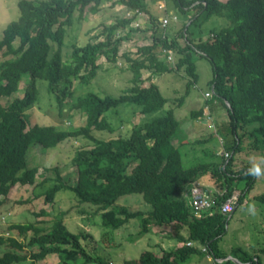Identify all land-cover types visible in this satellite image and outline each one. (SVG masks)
Returning <instances> with one entry per match:
<instances>
[{
	"label": "trees",
	"instance_id": "obj_1",
	"mask_svg": "<svg viewBox=\"0 0 264 264\" xmlns=\"http://www.w3.org/2000/svg\"><path fill=\"white\" fill-rule=\"evenodd\" d=\"M107 1L124 5L133 15L105 25L97 34L103 39L73 44L69 57H65V38L76 11L81 18L87 8L98 12ZM173 1L186 13L187 20L175 34L166 31L160 36L155 35L159 26L164 31L170 28L171 20L179 18L176 14L155 16L148 0L19 1L20 15L6 26L0 39V99L14 96L21 82L27 80L21 96H14L6 105L0 101V208L16 184L32 185L34 197L44 196L47 203H53L59 191L69 190L80 203L94 207L93 213L101 217L103 227L112 231L134 217H141L147 224L145 231H150L151 225L175 227L179 244L162 248L159 253L146 250L121 264H191L195 256L209 257L215 264H264V249L261 254H253L241 246L229 252L221 246L233 213L245 202L258 172L264 169L259 157L255 162L248 158L242 168H237L235 158L247 149L261 158L264 155V0ZM143 12L151 14L155 29L152 42L139 46L136 56L124 54L132 72L131 85L119 96L96 91L76 94L75 80L81 86L89 85L101 68V56L110 61L119 59L121 41L129 39L130 34L120 35L116 41L113 38ZM213 16L225 21L205 33L203 27ZM167 57L173 60L168 62ZM197 57L207 58L212 65L214 94L207 91L206 97L221 100L229 115L227 130L221 127L216 133L223 145L221 155L208 149L213 135L195 142L186 138L187 131L181 129L175 115L174 106L184 104L199 80ZM144 70L182 73L188 77L185 93L173 98V107L166 108L170 99L156 82L144 84ZM39 80L46 81V92L61 115L69 109H80L87 115L86 124L74 129L54 123L30 125L28 110L41 103ZM208 102L191 110L190 118L210 123L213 115ZM124 105L135 107L133 115L139 112L141 119L126 133L111 138L96 136L95 131H115L107 113ZM72 137L92 142L89 148L77 149L73 157L78 170L76 183L65 182L58 166L53 168L55 177L37 182L39 166L30 161L31 149L35 145L55 148ZM186 145L201 146L203 156L209 159L186 166V152L182 150ZM196 183H201L214 200L210 208L199 212L190 201L191 187ZM38 187L43 190L38 192ZM237 192L234 210L225 211L224 203ZM134 193L143 195L150 205L147 211L131 210L119 203L123 196ZM255 197L264 202V192ZM64 215L61 212L50 228L34 222L11 224L9 230H17L23 238L0 233V251L8 248L0 254V264L28 257L39 261L51 254L59 257L55 264H110L111 260L91 253L87 242L91 233L69 230ZM26 247L35 250L29 256L22 254Z\"/></svg>",
	"mask_w": 264,
	"mask_h": 264
},
{
	"label": "rangeland",
	"instance_id": "obj_2",
	"mask_svg": "<svg viewBox=\"0 0 264 264\" xmlns=\"http://www.w3.org/2000/svg\"><path fill=\"white\" fill-rule=\"evenodd\" d=\"M19 1L20 0H0V39L2 38L6 26L11 21L18 19L20 15L18 6ZM148 3L150 10L155 16H173L176 14L179 18V21L171 20L169 24L170 28L167 27L164 31V27L159 26L158 30L155 31V35L157 36L158 34L160 36L166 31H170L169 33L171 35H173L172 31H174L175 34L187 20L186 13L180 11L174 5L173 0H148ZM79 15L80 12L76 11V19L73 25L68 26L65 47L63 49V51H65V57H69L73 50V44H84L90 40L96 41L103 39V35L98 37L97 34L101 32L105 25L115 24L118 20L124 17H130L133 14L124 5H113L110 1H107L102 4L98 12H91L89 8H87L83 17L80 18ZM150 15L151 14L144 12L140 13L133 23L117 32L116 36L113 38L114 41H116L120 35L130 34L129 39L121 41L119 59L110 61L105 56H101L99 58V62L102 63L101 68L97 77L93 79L89 85L81 86L78 80H75L74 85L76 87V94L79 95L89 91H96L100 95L119 96L124 89L131 85L132 72L129 69V62L124 54L128 53L134 57L137 55L139 46L152 42V33L154 32L155 24ZM224 21L223 18L213 16L204 25V32L207 33L208 29L215 25H222ZM137 27L139 30H136ZM130 28H134V30L130 31ZM2 58L0 54V60H2ZM167 58L168 62L173 60L170 59V57ZM196 63L199 80L195 86H192L190 93L185 98L184 104L181 106L175 107L172 105V100L185 93L188 77L182 76V73L164 72L153 74L148 70H144V84L149 85L151 82H156L164 96L170 99L166 104V108L174 106L175 115L180 120L181 129L183 128L188 132H186V138L188 137L191 142H195L213 135L207 144L208 149L216 151L218 155H221L223 145L217 134L218 131H220L219 128L223 127L225 129L227 126L229 115L221 100L215 96L206 97L205 95L207 91L214 94L210 83L213 78L210 61L205 57H197ZM26 81L27 80L24 79L21 82L20 90L14 96H21V94H23ZM45 87L46 81L39 80L38 88L40 91L41 103L28 110L30 125L36 122L40 125L54 123L62 128L74 129L86 124L87 115L80 109H69L61 115L56 102L53 98L49 97ZM14 96L2 97L0 101L2 104L6 105ZM207 99L209 101L210 113L213 115V118H211L212 121H210V123H205L207 121H204L203 118H200L201 120L198 121L192 120L190 118L191 110L200 109L201 106L206 105ZM175 103L176 105L178 104L177 100ZM133 111H135V107L129 105H124L117 111L115 109L109 110L107 119L113 124L115 131L113 133L109 131H95L96 136L111 138L129 131L131 125L138 122L142 117V114L139 112L133 115ZM207 112L209 113V111ZM208 113H206V115ZM211 123L214 124L215 127L212 126ZM183 133L185 134L184 131ZM91 146L92 142L84 137L68 138L57 147L51 149H44L39 145H35L30 151V161L39 166L37 182L42 181L45 177H55L56 172L53 168L58 166L64 181L70 185H74L78 178L77 167L73 164L75 152L79 148H89ZM182 150L186 152L184 154V164L186 166L204 159H209L203 156L201 146L200 149H197L191 148L190 145H186ZM248 150L249 149L243 150L235 156V158H237V168H242L248 163V158H250L252 162H255L258 157L262 167V164H264V155L261 158L257 154H252L251 150ZM262 168V172L260 171L257 174L255 187L250 191L245 202L240 204L233 213L228 225V232L221 241V246L228 252L235 246H241L253 254H261V250L264 249V202L259 201L255 197V195L264 192V169ZM32 188V185L16 184L9 195H7L5 204L0 208V233H4L6 236L17 237L21 240L23 237L20 236L17 230H9L11 224L34 222L37 226L50 228L54 220L60 216L61 212H65L64 220L68 229L73 232L84 230L91 233L87 241L91 253L101 255L106 260H111L110 264H121L126 259L138 258L146 250H153L159 253L162 248H170L179 244L176 238V230L173 225H165L163 227L151 225L150 231H145L147 224L145 225L143 223L141 217H134L121 228L112 231L103 227L101 217L93 213L95 208L89 204L80 203L75 198L72 191H59L55 201L53 203H47L44 196L34 197ZM42 190L43 187L37 188L38 192ZM237 191H240V189L238 188ZM236 194H239V192ZM119 203L130 207L131 210L147 211V209L150 208V205L144 200L143 195L139 193L125 195L119 200ZM83 209L86 210L87 213L82 212L81 210ZM6 249L8 248L4 247L0 251V254ZM32 249L35 250V248L26 247V249L22 251V254L29 256ZM58 260L59 257L57 254H51L43 260L33 261L31 257H28L24 261L13 264H55ZM191 264L215 263L209 257L202 259L195 256Z\"/></svg>",
	"mask_w": 264,
	"mask_h": 264
},
{
	"label": "built area",
	"instance_id": "obj_3",
	"mask_svg": "<svg viewBox=\"0 0 264 264\" xmlns=\"http://www.w3.org/2000/svg\"><path fill=\"white\" fill-rule=\"evenodd\" d=\"M164 22H167V19H163ZM238 195L234 194L224 203V210L231 212L234 210L235 201H237ZM191 204L193 205L196 211L203 209H208L214 204L213 197L209 194V191L201 184L196 183L191 187Z\"/></svg>",
	"mask_w": 264,
	"mask_h": 264
},
{
	"label": "clouds",
	"instance_id": "obj_4",
	"mask_svg": "<svg viewBox=\"0 0 264 264\" xmlns=\"http://www.w3.org/2000/svg\"><path fill=\"white\" fill-rule=\"evenodd\" d=\"M256 171H258V169Z\"/></svg>",
	"mask_w": 264,
	"mask_h": 264
}]
</instances>
